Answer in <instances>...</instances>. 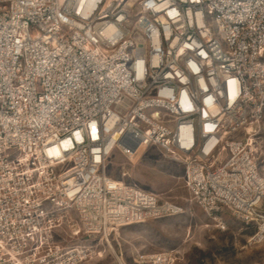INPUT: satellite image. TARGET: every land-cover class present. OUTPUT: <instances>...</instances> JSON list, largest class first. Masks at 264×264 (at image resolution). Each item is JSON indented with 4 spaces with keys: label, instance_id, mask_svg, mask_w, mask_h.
Returning a JSON list of instances; mask_svg holds the SVG:
<instances>
[{
    "label": "built area",
    "instance_id": "1",
    "mask_svg": "<svg viewBox=\"0 0 264 264\" xmlns=\"http://www.w3.org/2000/svg\"><path fill=\"white\" fill-rule=\"evenodd\" d=\"M263 132L264 0H0V264H88L183 213L108 172L150 145L218 228L228 211L260 240Z\"/></svg>",
    "mask_w": 264,
    "mask_h": 264
},
{
    "label": "rangeland",
    "instance_id": "2",
    "mask_svg": "<svg viewBox=\"0 0 264 264\" xmlns=\"http://www.w3.org/2000/svg\"><path fill=\"white\" fill-rule=\"evenodd\" d=\"M260 140L264 160V132ZM124 170L128 172L125 177ZM108 172L171 199L185 211L122 227L109 241L104 240L106 251L88 264H141L137 260L142 255L171 250L178 257L175 264H264V236L253 240L258 223L246 224L226 211L223 215L228 228H218L191 201L184 165L164 156L157 146H147L133 158L113 152L108 158ZM103 249L101 245L98 251Z\"/></svg>",
    "mask_w": 264,
    "mask_h": 264
}]
</instances>
